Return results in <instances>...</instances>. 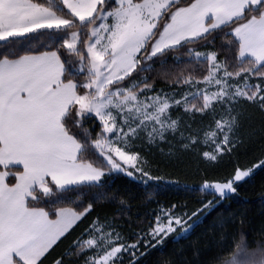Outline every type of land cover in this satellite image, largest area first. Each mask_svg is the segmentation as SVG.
Segmentation results:
<instances>
[{
	"label": "snow or ice",
	"instance_id": "1",
	"mask_svg": "<svg viewBox=\"0 0 264 264\" xmlns=\"http://www.w3.org/2000/svg\"><path fill=\"white\" fill-rule=\"evenodd\" d=\"M254 114L264 123V0H0V264H140L188 239L264 168L262 152L207 175L253 142ZM157 153L204 165L210 198L157 201L129 233L107 185L133 178L147 200L181 185ZM235 223L209 225L184 264H264V225L249 241Z\"/></svg>",
	"mask_w": 264,
	"mask_h": 264
},
{
	"label": "trees",
	"instance_id": "2",
	"mask_svg": "<svg viewBox=\"0 0 264 264\" xmlns=\"http://www.w3.org/2000/svg\"><path fill=\"white\" fill-rule=\"evenodd\" d=\"M245 131L252 134L253 142L245 150H242L237 156L225 158L215 168H209L207 175L210 179L223 177L233 171L236 165L248 166L261 157L264 152V123H262L259 114H254L245 119ZM155 161L172 177L179 179L181 185L161 186L154 194L152 200L146 199L144 186L133 178L122 174L115 176L107 185V188L124 198L130 208L123 218L126 224L125 231L131 233L138 227L152 219L153 210L156 208V202L170 203L177 200H187L189 205H194L197 200L209 199L195 189L199 187L204 179V165L199 161L185 157L180 164L169 163L167 157L157 153ZM192 186L190 189L184 188V183ZM101 214L111 215L117 211V207L112 203H104L97 208ZM220 217L225 219L236 218V223L230 225L232 230L240 228L238 219L246 218L244 231L249 241L257 239V233L264 225V168L257 169L254 176L241 184L240 195L234 197L229 202H224L218 209L208 215L204 224L195 229L188 239L180 238L174 240L169 238L163 247H157L141 258L140 264H161L165 259H171L174 264H184L185 259L195 260L193 256L194 244L199 242L203 246L208 239L205 235L207 227L217 221ZM130 225V227H128ZM83 227V225L81 226ZM79 231V229H77ZM63 247V246H62Z\"/></svg>",
	"mask_w": 264,
	"mask_h": 264
}]
</instances>
